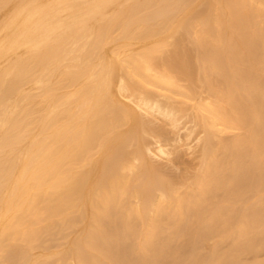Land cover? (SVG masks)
I'll list each match as a JSON object with an SVG mask.
<instances>
[{"label":"bare ground","instance_id":"bare-ground-1","mask_svg":"<svg viewBox=\"0 0 264 264\" xmlns=\"http://www.w3.org/2000/svg\"><path fill=\"white\" fill-rule=\"evenodd\" d=\"M142 110L175 135L155 125L150 144ZM182 144L194 170L166 174L152 156L180 164ZM262 250L264 0H0V264H264Z\"/></svg>","mask_w":264,"mask_h":264},{"label":"rangeland","instance_id":"rangeland-1","mask_svg":"<svg viewBox=\"0 0 264 264\" xmlns=\"http://www.w3.org/2000/svg\"><path fill=\"white\" fill-rule=\"evenodd\" d=\"M183 30V29H182ZM184 31V30H183ZM182 32V31H181ZM183 34L184 35H186V33L185 32H182V36L181 37H184V38H181L180 39V41L181 42H179V43H181V45L180 46H182V48L183 49H186V50H188V51H190V54L192 55V57H193V59H198V61H195V60H193V62H194V71H195V73H194V76H196V74H197V68H198V66H196V65H198V64H200V62H201V60H200V58H201V54H199L201 51V49L200 48H198V47H196L195 46V44H196V36H194V34H187L188 36L187 37H185V36H183ZM181 35V34H180ZM191 35V36H190ZM195 43V44H194ZM174 45V43H169V45L167 44V48H166V45H165V48H166V50H168V51H166L165 52V50H163L160 54H162V55H160L159 54V56L161 57V56H163V54H164V56H166V55H169L170 53H172L173 52V48H175V46L176 45ZM197 45V44H196ZM169 46V47H168ZM195 47H196V49H195ZM164 48V49H165ZM172 50V51H171ZM200 51V52H199ZM165 52V53H164ZM199 52V53H198ZM198 53V54H197ZM166 54V55H165ZM196 55H199V56H196ZM200 57V58H199ZM195 62H197L196 64H195ZM200 68V67H199ZM199 70V69H198ZM197 75H199V77H200V79H201V76H202V74H201V72H200V70L198 71V74ZM199 77H197V79H194V81H193V83H192V85H193V87H194V89H195V91H196V87H197V85L195 86L194 84L196 83V84H198V82L200 81H198V78ZM195 78V77H194ZM181 79V84H183V82H186V81H188V80H186L185 78L182 80V78H179V80ZM186 80V81H185ZM202 80V79H201ZM190 81V80H189ZM198 81V82H197ZM179 83H180V81H179ZM190 82H188V84H189ZM185 84V83H184ZM183 84V85H184ZM187 84V83H186ZM198 86H201V87H199V89H201V91H203L204 90V94L203 93H201V91L200 92H198L197 94H199L200 96H197V97H200L202 100L203 99H208L209 98V95H210V93H209V90L205 87V85H204V82L203 81H201V82H199V85ZM199 89H197V90H199ZM155 90L156 91H159L158 90V88L156 87L155 88ZM165 92H168L169 94H172V93H170L171 91H165ZM201 93V94H200ZM176 95V96H175ZM202 95V96H201ZM205 95V96H204ZM172 96H173V98H174V100H178V101H184V99L186 100V98H188V97H186L185 95H180V94H178V93H173L172 94ZM185 98H184V97ZM121 97H123V99L124 100H127V101H130L128 98H126V97H124V96H121ZM190 99V101L187 99V102H189V104H191V102L194 104L195 102H196V97H195V99L194 98H189ZM193 100L195 101V102H193ZM178 101H176L177 102V104L179 103ZM187 102H185V105H186V107L189 109V110H194V108H195V106H193L192 104L191 105H188L187 104ZM183 102H181V104H182ZM179 105H180V103H179ZM184 105V103H183V107L185 106ZM189 106H192V108H190ZM196 109V108H195ZM188 110V111H189ZM142 112V116H143V118L146 120L147 118H148V122L150 121H152V123H150L149 125H151L150 127H151V129L152 130H149L148 129V131H146V132H144V135H148V138H147V136H145L146 137V140L148 141L149 140V143L150 144H152L153 143V145L156 143L155 142V140H156V135H155V131H154V133L152 132V133H148V132H151V131H153V126H154V128H157V126H155V125H166V128L165 129H168V130H166L167 132H168V134L170 135V136H174L175 134H172V133H175V130H174V128H173V126L170 124V125H168L169 123L167 122H165L164 120L165 119H163V118H161V117H158V118H156L155 117V115H152V114H149L148 112H146V111H141ZM146 113V114H145ZM149 119H152V120H149ZM185 120L187 119V118H184ZM147 122V123H148ZM162 123V124H161ZM189 124H190V122H189ZM158 125V128L160 127ZM163 127H165V126H163ZM158 128H157V131H158ZM170 128V129H169ZM155 130V129H154ZM171 130H173V131H170ZM156 131V132H157ZM238 131V130H237ZM236 130H225V131H223V132H221V135H222V133L224 134L223 136L225 137L226 135L227 136H230V137H232L236 132H237ZM232 135V136H231ZM153 141V142H151V141ZM132 143V144H131ZM128 148H130V149H133L134 147H135V138H134V140H133V138L131 139V141H129V143H128ZM152 146V145H151ZM183 146V147H182ZM187 147V148H186ZM152 148L154 149L155 147L154 146H152ZM186 148V149H185ZM191 149H193V148H188V145H180V153L181 154H183V158L184 159H186L188 162H186V160H184L185 162H182V163H180V164H176V163H174V162H171V161H169V159H167V157H165L164 155H162V157L159 155V156H157V154H154V156H152L153 157V160H156V163L157 164H160L161 166H163L164 165V169L165 170H167L166 172H169V173H166V174H171V173H180V171H183V169H185V167L187 166V169H189L190 171H193L194 170V167H192L191 166V164H192V162H196L197 160H199V158L198 157H195V158H192V157H194V155H195V153L197 154L198 153V151L197 152H195L194 151V149L193 150H191ZM194 153V154H192V152ZM151 155H152V153H151ZM186 157V158H185ZM196 158H198V159H196ZM190 160V161H189ZM194 160V161H193ZM180 166V168H183L182 170L180 169V168H178V167ZM170 169H172V170H170ZM176 171V172H175ZM179 171V172H178ZM185 171V170H184ZM186 185H182V187L184 188ZM61 236V237H60ZM60 237V238H59ZM62 237H64L62 234H59L58 235V237L56 236V238H54L53 240L52 239H50V241H52L51 243H54V242H58L59 241V239H60V241H64L65 240V237L64 238H62ZM59 238V239H58ZM61 238H62V240H61ZM209 238V237H208ZM208 238H206L205 240H202V241H200V244H197V245H200V246H197V249L198 248H200V249H198V250H200L201 252H206V251H208V248H211V246H212V243H215L216 242V239H214L215 241H213V238L214 237H210L211 238V244L209 243L208 244V242L210 241V238L208 239ZM56 239H58V241H56ZM206 241H207V243H206ZM226 241H229V240H226ZM21 242H24V241H22L21 240ZM224 242V241H223ZM221 242V244H220V246L221 247H226L225 245H227L226 244V242ZM222 243L224 244V245H222ZM229 244V243H228ZM205 245L207 246V247H205ZM214 245V244H213ZM228 246V245H227ZM201 248H204L203 250L201 249ZM207 248V250H205ZM249 254V253H248ZM247 254V255H248ZM250 254H252V255H250ZM248 256L246 255V259L247 260H252V258H254V254L253 253H250ZM260 254H261V256H260ZM264 257V250H262V253H261V251L259 252V254H258V257ZM249 258H251V259H249Z\"/></svg>","mask_w":264,"mask_h":264}]
</instances>
